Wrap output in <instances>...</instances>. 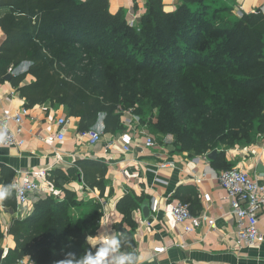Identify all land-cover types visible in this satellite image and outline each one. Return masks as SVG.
I'll return each instance as SVG.
<instances>
[{"label": "trees", "instance_id": "1", "mask_svg": "<svg viewBox=\"0 0 264 264\" xmlns=\"http://www.w3.org/2000/svg\"><path fill=\"white\" fill-rule=\"evenodd\" d=\"M167 6L147 0L131 26L122 11H109L108 0H0L6 10L0 16V78L29 62L26 72L11 78L17 86L32 77L19 88L27 106L60 105L78 119V131L95 128L102 117L103 133L121 132L123 112L144 123L146 111L156 109L151 127L173 135L177 152L217 150L211 164H225L218 172L230 169L224 150L248 146L264 134V13L234 18L220 0ZM105 172L91 160L51 170L49 182L64 197H41L27 217L12 222L8 233L15 247L0 264L25 258L58 264L67 252L83 256L101 207L95 204L75 221L69 209L82 202L59 180L75 181L80 173L82 186L102 191ZM137 205L132 195L118 202L126 217Z\"/></svg>", "mask_w": 264, "mask_h": 264}, {"label": "crops", "instance_id": "2", "mask_svg": "<svg viewBox=\"0 0 264 264\" xmlns=\"http://www.w3.org/2000/svg\"><path fill=\"white\" fill-rule=\"evenodd\" d=\"M177 1H164L165 8L166 4L175 6ZM220 1L229 7L231 16L257 10L264 13V0ZM146 2L108 0V6L111 13L122 11L126 20L134 19L136 25L145 11ZM5 11L0 8V16ZM4 39L0 29V45ZM11 73L8 69L7 74L0 78V119L9 118L8 126L16 132L21 144H0V188L7 189L6 197L0 199L1 260L9 249L15 247L13 236L8 233L12 222L27 217L33 204L45 196L35 193L29 203L20 205L14 192L8 189V183L12 180L22 182L28 177L61 199L64 192L51 185L49 175L38 177L36 173L54 169L66 171L75 167L77 161L91 160L106 168L103 173L106 183L102 191L82 186V176L80 183L76 179L68 183L59 180V184L74 191L82 202L80 206L69 209L75 221L81 222L85 212L91 211L95 204L100 205L101 217L94 235L98 231H115L123 238L120 251L150 254L151 264H264V239L255 247L239 245L235 240L236 218L231 213L225 191L215 178L216 169L225 164L215 168L208 155L206 158L204 155L177 152L172 136L167 135L162 141L150 131L153 120L134 129L131 152L124 153L116 139L120 131L103 133L101 117L94 128L102 131L101 138L91 145L85 138L78 137V119L69 117L62 106L49 102L27 106L19 88L28 84L32 77L27 75L16 86L11 79L16 74ZM15 116L20 117L19 124L12 119ZM58 118L67 119V123L58 126ZM144 124L145 127H142ZM58 133L64 135L63 140L56 139ZM145 135L156 138L154 148L144 146ZM224 155L228 167L242 169L264 181V134L257 135L248 146L224 150ZM27 172L35 174L27 176ZM204 193L209 194V201L203 199ZM126 195L135 196L138 202L137 207L130 210L128 218L118 206ZM177 202L187 203L192 214L206 212L214 220V226L203 223L189 233L184 232V225L176 224L171 214V207ZM144 203L150 206L147 218L142 215ZM100 224L104 225L103 229H100ZM257 227L264 237V205L258 213ZM155 247H163L164 250L155 253ZM23 260L25 264L31 263L27 258ZM145 264L148 262L145 261Z\"/></svg>", "mask_w": 264, "mask_h": 264}, {"label": "built area", "instance_id": "3", "mask_svg": "<svg viewBox=\"0 0 264 264\" xmlns=\"http://www.w3.org/2000/svg\"><path fill=\"white\" fill-rule=\"evenodd\" d=\"M171 1L175 0H162ZM242 15V14H240ZM128 23L132 26L135 25V20H129ZM13 69L9 68V73ZM17 124L20 122V117L15 116L12 118ZM9 118L0 119V144L3 146H18L21 144L16 138V132L8 126ZM123 129L116 137L121 150L124 153L131 152L132 143L134 141L133 131L138 125L143 124L140 118L134 115L131 111H125L121 117ZM67 119L58 118L56 124L64 126ZM145 127V124L142 126ZM102 132V131H101ZM101 132L97 129H90L87 131H78L77 135L80 138H85L91 145L97 143L101 138ZM144 131H142L143 133ZM64 135L58 133L56 139L63 140ZM157 145L156 138L150 135H145L144 146L147 148H154ZM207 158V153L203 154ZM164 166V165H163ZM50 170H42L36 173L38 177H46L49 175ZM35 174L27 172L26 175ZM219 186L225 191L226 198L229 200L231 213L236 218V232L235 240L239 245L247 247H255L262 243L264 237L260 233L258 224V213L264 205V181L256 176H250L246 171L238 168H230L227 170L219 171L215 176ZM8 189L13 191L18 203L25 205L29 203L35 193L46 195L51 194V190L39 187L35 182L24 179L22 182L12 180ZM205 201L210 200L207 193L203 194ZM171 214L176 224L184 225V232L189 233L201 224L206 223L209 227L214 226V220L208 216L206 212L199 214H192L189 206L184 202H177L171 207ZM163 247H155L154 252H163ZM17 264H25L24 260H18ZM31 264V263H30Z\"/></svg>", "mask_w": 264, "mask_h": 264}, {"label": "clouds", "instance_id": "4", "mask_svg": "<svg viewBox=\"0 0 264 264\" xmlns=\"http://www.w3.org/2000/svg\"><path fill=\"white\" fill-rule=\"evenodd\" d=\"M7 195L6 188H0V199ZM104 225L100 224V229ZM122 236H117L114 232L88 235L86 240L91 246L84 252L83 256L77 257L73 252H67L65 258L58 261V264H151L150 254H140L136 252L120 251ZM94 249V250H93Z\"/></svg>", "mask_w": 264, "mask_h": 264}, {"label": "rangeland", "instance_id": "5", "mask_svg": "<svg viewBox=\"0 0 264 264\" xmlns=\"http://www.w3.org/2000/svg\"><path fill=\"white\" fill-rule=\"evenodd\" d=\"M222 3V2H221ZM223 5H225V6H227L226 5V3H222ZM230 14H232L231 12H230ZM232 17H234V18H239V17H241V15H239L238 14V16H232ZM28 67H29V62H23V63H21L19 66H17L16 68H14V72H12L11 74H21V73H24V72H26V70L28 69ZM13 71V70H12ZM156 114H157V110L156 109H154L152 112H148V111H146V113H145V118H148V119H150V120H154L155 119V116H156ZM147 119V121H145L146 122V124H149V120ZM149 121V122H148ZM187 128H191V126H189V127H187ZM186 128V129H187ZM150 131H152L153 133H155V135L157 136V138L159 139V140H162V141H165L166 140V136L167 135H170V134H166V135H161V134H157L154 130H153V128L151 127V130ZM170 136H172V138H173V142L175 141V138H174V136L173 135H170ZM256 138H257V136H256ZM173 144V143H172ZM173 147H174V149L176 150V148H175V146H174V144H173ZM210 153V152H209ZM209 153H207V155L209 154ZM205 154V153H204Z\"/></svg>", "mask_w": 264, "mask_h": 264}, {"label": "water", "instance_id": "6", "mask_svg": "<svg viewBox=\"0 0 264 264\" xmlns=\"http://www.w3.org/2000/svg\"><path fill=\"white\" fill-rule=\"evenodd\" d=\"M216 154H217V150H212L209 154H208V157L213 160L215 157H216ZM77 179H78V182L80 183L81 182V174L79 173L77 175ZM150 206L146 203H144L142 205V215L144 218H147V216L149 215L150 213ZM1 255H2V250H0V260H1Z\"/></svg>", "mask_w": 264, "mask_h": 264}]
</instances>
